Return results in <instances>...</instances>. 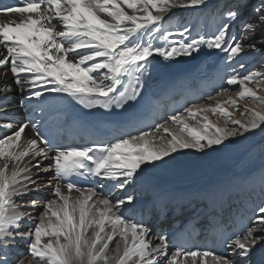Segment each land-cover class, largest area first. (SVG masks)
<instances>
[{"label":"bare ground","instance_id":"6f19581e","mask_svg":"<svg viewBox=\"0 0 264 264\" xmlns=\"http://www.w3.org/2000/svg\"><path fill=\"white\" fill-rule=\"evenodd\" d=\"M230 7H240L241 11L236 15L228 14ZM210 14L220 18L221 37L209 39L206 36L204 45L181 44L180 50L169 49V40L166 43L164 37L182 33L184 28L190 27V32L195 27L209 29V35L212 31L206 25V17ZM44 30L55 33L54 44H46L42 37ZM252 51L264 53V0H46L44 6L34 12L11 14L0 23V126L10 131L0 140V199L9 195L6 193L15 180L13 167H5L9 159L12 162L29 159L24 163L32 169L36 164L30 162L50 163L52 170H56L65 166L66 158L64 154L49 158L35 138L34 128L7 123L5 114L31 109L33 103L40 106L38 114H48L61 106L64 94L74 91L110 95L123 82L130 67L139 62L137 70L144 73V81L156 93L174 84L176 77L186 87L182 86V93L196 86L203 91L205 100L209 99L205 104L192 105L196 107L197 118L193 117L189 123L181 120L180 126L174 124L176 128L182 131L196 123L210 125L207 132L200 133L198 128L187 134H179L173 126L171 129L176 135L163 136L154 143L149 140L147 145L139 140L132 142L156 131L120 142L113 147L106 173L110 166L117 171L119 165L118 173L124 172V176L117 178L130 182L123 186L128 191L133 185L143 186L140 177H158L162 187L153 193L159 198L174 195L183 200L192 198L193 203L207 190L212 200H227L230 196L232 201L236 192V202L248 200L254 205L262 195L259 209L264 208V129L261 127L264 123V60L256 56L253 60ZM161 53L162 62L150 60L146 67L145 58ZM187 54L193 60L188 61ZM4 64L7 67L3 68ZM241 105H246L248 117L254 120L236 122L234 132H240L239 136L231 131L232 134H228L226 125L231 126L233 120H238L234 108ZM188 108L190 105L184 115ZM183 114L172 117L180 118ZM165 124L166 121L161 126ZM201 141L205 144L202 151H197L196 143ZM126 150L132 154L123 161L119 156ZM23 155L26 157L20 159ZM155 160L159 162L155 167L141 164ZM134 174L139 176L137 180L132 179ZM108 182L115 180L110 178ZM145 189L148 187L142 188L146 192ZM57 193L58 198L52 201L53 208L50 207L58 219L64 217L60 218L61 228L70 229L71 241L66 253L77 258L78 264H101L103 257L104 264H129L138 255L148 261L144 264H242V260L247 264H264V239L259 237L264 235L262 215L251 221V230L235 244L243 251H238L239 261L233 263L226 257L185 256L173 252L165 235L155 233L145 224L135 223L121 209L114 211V215L112 197L105 199L101 193L75 190L60 183ZM148 193L153 194L149 190ZM34 216L31 214L29 220ZM92 221L96 226L106 222L115 225L107 238L116 235L120 238L111 256L101 245L106 234L94 229L86 232ZM55 226L50 227L53 232L57 231ZM40 235L33 236H37L36 240Z\"/></svg>","mask_w":264,"mask_h":264},{"label":"rangeland","instance_id":"374dc122","mask_svg":"<svg viewBox=\"0 0 264 264\" xmlns=\"http://www.w3.org/2000/svg\"><path fill=\"white\" fill-rule=\"evenodd\" d=\"M231 9H232L231 7L228 9V11H229L228 14L234 13L236 15V14L240 13V11H241L240 7H235L232 10ZM203 13H202L203 15L207 14V12H203ZM202 14H199V15L202 16ZM242 16H244V14ZM206 20H207V23L210 24L211 28L216 29L215 32L210 33L208 38L213 39V38L221 37L222 34L219 32V30H217V29H219V25H220V18L212 16L210 14L206 17ZM246 21L248 23L247 19H246ZM247 23H246V26H247ZM173 29H175V28L173 27ZM188 29L189 28H187V29L184 28L182 33L176 32L175 34L164 37L166 43H168V40H169V44H167V45L169 46L170 50L175 51L176 48H178L180 50L179 46L181 44H185V46L187 44L190 45L191 43L196 45V46L204 45V44H202L203 40L205 42V39H203V38H206V34H205L204 30L203 29H195V32H197V34L195 36H192V33L186 32ZM236 37H237V34H235V39H236ZM181 48H183V47H181ZM167 50L168 49L165 48V51H167ZM252 53H251V56L254 55L253 60L256 57L257 58L260 57V59L262 58L261 60H264V53L254 52V51H252ZM187 55H188V61L193 60L192 57L190 58L189 54H187ZM163 56L164 55L161 53V54H157L155 56H150V57L145 58V63H147L146 67H147L148 63L150 62V60H152V62L154 61L155 63L162 62ZM192 56L194 57L195 55H192ZM180 64L182 65L183 63H180ZM148 69H149V67H148ZM153 69H154V64H153ZM215 97H217V96H215ZM214 98H212V99H214ZM208 100L204 99V100L198 101L197 103L191 104L190 108H188L186 113H185L186 118H185L184 114H183V116H180V118L170 117L166 121V124L162 125V126L160 125V128H158L156 130V132H154V134L149 135V136H145V137L140 136L137 139L135 138L136 140L134 139L132 143L137 142L138 140L140 142H142V144H146V142L149 140L152 143H154L156 141H161L162 140L161 138L163 136L165 138H168V137H172V135L173 136L176 135V134H173V132H172L173 131L172 129H174V128L177 129L178 131H180L179 134H181V133L187 134L188 131H198V128L200 130V133H202V131H203V133L207 132V127L210 125L208 123H202V125H198L196 123L195 126H192L191 128H189L188 127L189 125H188V126H186V129H184L182 131L179 128H176L174 126V124H176V126L178 127L183 123L181 120L185 119L184 121H188V123H189L190 121L193 120V117L197 118L196 111H195L196 107H194V106L191 107V106L195 105V104L196 105L201 104V103L205 104L206 102H208ZM234 110L236 111V112L234 111V113H235L236 117H238V120H236V121L233 120L231 122V126H229V123L226 125V122H223V124L225 123L224 126L226 125L227 127H229V128H227V130H229L228 132L231 131L233 134L235 133L236 136H239L240 132H234V128H235L234 126L236 125V122L239 121L238 124H242L244 122H247L249 120L252 121L254 119H251V117H248V114H247L248 109H247L246 105H241V106L235 107ZM222 118H220V119H222ZM257 119L260 120L258 117H257ZM173 126H174V128H173ZM169 127H170V129H169ZM193 127H195V128H193ZM261 127L264 129V123L262 124ZM261 127H259V129L257 128V130H260ZM192 129H194V130H192ZM231 132L228 134H232ZM179 134H177V135H179ZM176 139H177V136H176ZM196 144H198V146H195L196 149L198 148L197 151L198 150L202 151V147L204 146L205 142L201 141L200 143H196ZM132 145H136V144H132ZM137 145H140V144H137ZM0 149H1V147H0ZM127 151H129V150H126L125 154L123 156L122 155L119 156V158H122L123 161H126L127 158H129L132 154V153L127 152ZM0 153H1V151H0ZM25 157L26 156L23 155V157H21L20 159L25 158ZM0 158H1V155H0ZM44 159L45 158H43V160ZM27 160H29V159H27ZM27 160L26 159L20 160L23 162H19V161L18 162H16V161L12 162L9 159L8 162L5 164L6 168L9 166L7 169H10L13 167L12 169L14 170L13 173H14V177H15L14 179L15 180H14V182H12V185L10 186V189H9V191L12 193L10 194L9 191L8 192L6 191L7 192L6 194L7 195L9 194V195L8 196L4 195V197H7V199L5 200L4 197H2L0 199V262H1L0 264H78L77 258H74V257L71 258L66 253L68 251V246H69L70 241H71L69 236H68V232L70 231V229L69 228L67 229V226L66 227L63 226L61 228V221L64 217L60 216V218H62V219H60V218L58 219L59 216L52 210L53 205H54L52 201H54L55 199L58 198V196H57L58 193L56 194L57 181H56V177H55V174H57L58 169L53 171L52 170L53 165L50 163L45 164V165H41V164L39 165L36 162H30L32 165L36 164V166H33V169H32L24 163ZM130 162H131L130 165L132 164V166H133V164H134V163H132L133 160H131ZM152 162L151 161L150 162L143 161L141 164L145 165L144 167H147L149 165L155 167V166L159 165V162H157L156 160L152 161ZM13 163H17V164H13ZM120 166H122V165H120ZM46 168H49V170L47 171ZM116 168H117V171L114 170L113 166H110L109 172L107 173L108 176H107L106 180H109L110 178H113V177H115L113 179H117V177H119V179H121L120 175L124 176V172L118 173L119 165ZM127 168L129 169V167H125V169H127ZM173 169H176V168H173ZM157 172L160 173L159 170ZM169 175H171V173ZM166 176H168V174H166ZM138 178H139V176H135V174H134V177H132V179H134V180H137ZM140 178L142 179V182H141V184L143 185L142 188H144V186L148 187V189H145L146 192L144 191V194L136 195V196L132 197V198H134L133 202H125V201L119 200V199L116 201H110L111 207L114 209L112 212L114 215H115V212L117 210L121 209L126 203H133L134 204V202H142L143 201L140 199L150 198L151 197L150 195H152V194H149L148 190L151 191V193H153L154 190L162 187L160 184V178H158V177L156 178V177H152V176H149V177L143 176ZM187 178H189V177H187ZM39 203H41V205ZM36 204L39 206L37 207ZM51 205H52V208L50 207ZM33 210H34V212H33ZM263 210H264V208L262 209V211ZM33 213H34V215H36V216H34V217H36V219L33 222H31V220L34 217L31 218V220H29V219L31 217V214H33ZM10 214H12V215H10ZM262 216L264 217V213L262 214ZM112 217L114 218L113 221L115 222V217L114 216H112ZM24 220H27V221L29 220V221L23 222ZM51 221L53 223H51ZM58 221H60V222H58ZM92 222H91L90 226H88L86 232L88 233L94 229L100 233L106 234V237L103 240V242L101 243V245L103 248L104 247L107 248V250H108L107 255L111 256L112 254H114L116 252V248H117L116 243H117L118 239L120 238L117 235L112 236V238L109 236V239L107 238L108 234H112V232L115 230V225L109 224V222H106V223H101V224L96 226L94 224V222L93 223ZM52 224L56 225L55 228L57 229V231L53 232L51 230L50 227ZM27 229H29L30 231ZM65 229H66V231H65ZM31 230H34V232H32ZM250 230H251V228H250ZM39 233H42V234L40 235ZM36 234H37V236H39V235L41 236V237H38L39 240H41L40 241L41 243L39 241H37L38 238L35 240V237H37V236H33V235H36ZM66 234H67V236H65ZM42 235H43V237H42ZM60 237H62V238H60ZM259 237L261 239H264V235H261ZM109 240H110V244L108 243ZM238 250H240V249H238ZM250 255H252V254H250ZM140 258L142 261L140 260ZM144 259L145 258L140 257L138 255L129 264H144L143 262H148L146 259H145L146 261ZM226 259L230 262L232 261L233 263H234V261H236V263H237V261H239V260H237L236 256L233 254H231L230 257H226ZM104 261H105V257H103V259L101 260V264H104ZM242 264H247V261L242 260Z\"/></svg>","mask_w":264,"mask_h":264}]
</instances>
